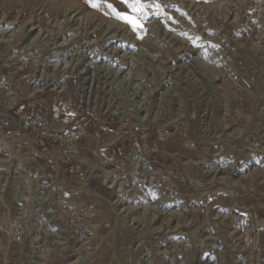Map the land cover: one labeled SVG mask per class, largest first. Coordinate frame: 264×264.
Instances as JSON below:
<instances>
[{
    "label": "rangeland",
    "instance_id": "rangeland-1",
    "mask_svg": "<svg viewBox=\"0 0 264 264\" xmlns=\"http://www.w3.org/2000/svg\"><path fill=\"white\" fill-rule=\"evenodd\" d=\"M92 1L0 0V264H264V0Z\"/></svg>",
    "mask_w": 264,
    "mask_h": 264
},
{
    "label": "bare ground",
    "instance_id": "bare-ground-1",
    "mask_svg": "<svg viewBox=\"0 0 264 264\" xmlns=\"http://www.w3.org/2000/svg\"><path fill=\"white\" fill-rule=\"evenodd\" d=\"M62 1H69V4H71V6H72V12L74 13V12H76V13H78L79 12V10L81 9V7H83L82 5H84V6H86V7H88V8H96V9H102V8H100L101 6H98V7H93L92 6V4L93 3H95L94 1H92V0H62ZM106 1H108L109 3H115L116 4V2H118V3H120V6H121V4H122V2H119V1H117V0H106ZM99 3V2H98ZM98 3H96V4H98ZM101 5V4H100ZM105 5H107V4H105ZM105 5H104V7H105ZM117 5V4H116ZM119 5V4H118ZM118 7V8H120L121 9V7H122V9H126V8H124V6L125 5H123V6H121V7ZM126 7V6H125ZM128 8V7H127ZM89 10V9H88ZM103 10H105V11H108L109 12V14H110V12H111V14L110 15H112V14H115V13H113L112 12V10L111 9H109L108 7L107 8H103ZM81 11V10H80ZM93 11V10H92ZM96 11H98V10H96ZM107 12V13H108ZM101 14H102V12H101ZM107 15V14H106ZM109 17V16H108ZM115 17V16H114ZM115 19V18H114ZM113 19V20H114ZM118 20V19H117ZM121 23V22H120ZM131 30V29H130ZM133 31V30H132ZM84 102V101H83ZM116 138H118V137H116ZM108 172L107 173H105V175H104V177L106 178V176H108Z\"/></svg>",
    "mask_w": 264,
    "mask_h": 264
},
{
    "label": "snow or ice",
    "instance_id": "snow-or-ice-1",
    "mask_svg": "<svg viewBox=\"0 0 264 264\" xmlns=\"http://www.w3.org/2000/svg\"><path fill=\"white\" fill-rule=\"evenodd\" d=\"M121 2L127 5L129 8H134L135 5L139 3V0H134V2L131 4L129 3V0H121ZM92 6L98 7V4L93 3ZM107 7L112 9L117 19H120L123 22L129 24L133 28L134 31L137 27H139L134 16L118 12L111 4H107Z\"/></svg>",
    "mask_w": 264,
    "mask_h": 264
},
{
    "label": "built area",
    "instance_id": "built-area-1",
    "mask_svg": "<svg viewBox=\"0 0 264 264\" xmlns=\"http://www.w3.org/2000/svg\"><path fill=\"white\" fill-rule=\"evenodd\" d=\"M43 120H45V118H43ZM46 136L48 137H55L57 139V141H59L62 145L64 144H71L70 142L74 141V134L71 131L66 130V132H58V134H56V131L53 130H48L46 127V131L44 132ZM56 134V136H55Z\"/></svg>",
    "mask_w": 264,
    "mask_h": 264
}]
</instances>
